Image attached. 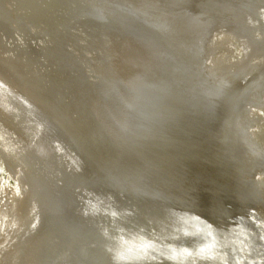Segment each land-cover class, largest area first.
I'll return each mask as SVG.
<instances>
[{
	"label": "bare ground",
	"instance_id": "6f19581e",
	"mask_svg": "<svg viewBox=\"0 0 264 264\" xmlns=\"http://www.w3.org/2000/svg\"><path fill=\"white\" fill-rule=\"evenodd\" d=\"M263 99L264 0H0V264H264Z\"/></svg>",
	"mask_w": 264,
	"mask_h": 264
},
{
	"label": "rangeland",
	"instance_id": "374dc122",
	"mask_svg": "<svg viewBox=\"0 0 264 264\" xmlns=\"http://www.w3.org/2000/svg\"><path fill=\"white\" fill-rule=\"evenodd\" d=\"M218 35L220 34L219 32L217 33ZM214 38H215V36H214ZM231 38H234V37H231V36H229L228 37V40H230L229 42H231V43H229L228 44V50L229 51H231V52H233V54H234V52H235V54L237 55V49H236V51H234L235 50V47L238 45V40H235V38H234V40H231ZM235 42H237V43H235ZM237 48V47H236ZM263 101H264V99H263ZM260 115H264L262 112H258ZM261 128H262V126L259 124V123H256L255 124V126H254V128H253V131L254 132H258L259 130H261ZM8 175L6 174V172H4V170H3V168L2 167H0V182L2 181V185L3 186H5V188H14V189H11L12 191H14V190H16L15 189V187H16V184H15V182H14V180L12 179V178H9V177H7ZM5 184H7V185H5ZM10 190V189H9ZM9 190H8V193H10L9 192ZM10 190V191H11ZM14 194V193H13ZM13 194H9V196L11 197V195H13ZM9 196H7V197H9ZM14 196H15V194H14ZM6 197V198H7ZM5 200V199H4ZM4 200H3V202H2V204H3V207H4V205H6V203L8 202V204H10V202L9 201H11L10 199H6V201L4 202ZM8 204H7V206H8ZM6 207H4V209H5ZM8 208V207H7ZM5 224V225H4ZM3 225H4V227H6L7 226V223L6 222H4L3 223Z\"/></svg>",
	"mask_w": 264,
	"mask_h": 264
}]
</instances>
